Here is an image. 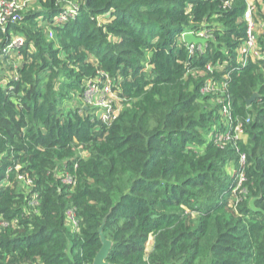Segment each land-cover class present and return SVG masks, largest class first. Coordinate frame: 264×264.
Masks as SVG:
<instances>
[{"label":"trees","instance_id":"1","mask_svg":"<svg viewBox=\"0 0 264 264\" xmlns=\"http://www.w3.org/2000/svg\"><path fill=\"white\" fill-rule=\"evenodd\" d=\"M249 1L259 57L243 64ZM262 2L30 0L18 10L0 28V264H91L100 227L107 264H264V215L249 207L264 209ZM69 6L76 13L55 21ZM187 30L209 36L189 51ZM15 33L23 45L3 52ZM98 78L114 95L107 119L82 100ZM227 99L233 124L249 122L221 147L208 135L227 130Z\"/></svg>","mask_w":264,"mask_h":264},{"label":"built area","instance_id":"2","mask_svg":"<svg viewBox=\"0 0 264 264\" xmlns=\"http://www.w3.org/2000/svg\"><path fill=\"white\" fill-rule=\"evenodd\" d=\"M30 0H0V28L4 30L5 26L9 22H13L16 18V15L18 14V10L23 9L27 3H29ZM74 6V5H73ZM73 6H69L67 10H62L59 14H57V18L55 21H59V23H62L67 16L69 15H74L76 13L75 9ZM253 5L251 2H248L247 9L244 12V18L248 22L247 30H246V39H245V44L244 46L239 50V57H238V62L245 63L248 55L254 56V57H259L258 52L256 51L255 48V23L252 19V12H253ZM19 15V14H18ZM193 33L195 36H204L206 39L208 38L209 34L206 31H199L195 32L194 30H187L182 33V36L184 33ZM48 36L53 37V32L48 31ZM10 44L8 46V50L10 48H13V50L24 43V37L23 35L20 34H13L11 35L10 38ZM201 44L199 45L200 48ZM189 51H192L194 48V43L188 44ZM209 68V67H208ZM98 81L100 79H96L95 82H92V80L87 81V87L84 91V96L82 98L83 103L85 106H92V107H97L98 109H102L101 113L98 114L100 118L102 119H107L110 117L111 114L115 113V110H112V100H113V94L110 89L109 85V79L106 80L105 84L98 88L96 85L98 84ZM91 86L97 88V90L92 91ZM212 89V86L210 84L209 79L205 82L202 90L203 91H210ZM96 91H100L103 94V99L107 100L108 103V108L102 107L99 102L94 98V93ZM231 107H230V100L227 99L226 102L222 104V109L221 113L226 117L227 121V130L224 132L220 133H215V134H209L208 137L211 138L214 143H216L219 146H224L229 140H234V139H240L244 138V128L243 124L249 122L248 118L244 120H237L233 124V119L231 116ZM98 112V111H97ZM233 124V127H232ZM238 156H239V162L241 163L238 166V169L235 170V178H237V183L238 187L241 186L242 180L245 179L244 174H243V165L245 164L246 160V155L245 153L239 151V149H236ZM20 179H24L27 184H30L31 180L24 178L23 176H19ZM63 181L66 183H73V176L69 173H66L63 177ZM242 191H244L242 189ZM67 217L70 220H74V214L71 209H69L67 212ZM1 224H6V222L0 221Z\"/></svg>","mask_w":264,"mask_h":264},{"label":"water","instance_id":"3","mask_svg":"<svg viewBox=\"0 0 264 264\" xmlns=\"http://www.w3.org/2000/svg\"><path fill=\"white\" fill-rule=\"evenodd\" d=\"M183 39L185 42H187L188 44L190 43H199V44H203L207 39L203 38V37H199V36H195L193 33H184L183 34ZM256 95V93H254L250 99L247 100V104L250 103V100ZM87 109V106H84ZM249 207L253 210V211H260L262 212V214L264 215V209L262 208H258L254 205L253 199H250L249 201ZM99 232V236H100V240H101V247L99 248V250L96 252L93 261L91 264H107L106 262V257L110 248V241L108 239H106L102 233V228L100 227L98 229Z\"/></svg>","mask_w":264,"mask_h":264},{"label":"rangeland","instance_id":"4","mask_svg":"<svg viewBox=\"0 0 264 264\" xmlns=\"http://www.w3.org/2000/svg\"><path fill=\"white\" fill-rule=\"evenodd\" d=\"M261 2V1H260ZM262 9H263V12H264V3L262 2ZM106 17V16H105ZM200 37H203V38H206V37H204V36H200ZM2 58V56L0 57V59ZM99 82V81H98ZM98 88H100V86L97 84L96 85ZM91 89H92V91H95V90H97V88H95L94 86L92 87L91 86ZM112 92V91H111ZM94 98L99 102V104L102 106V107H104V108H108V103H107V100L106 99H103V94L100 92V91H96L95 93H94ZM72 104H73V102H72ZM71 104V105H72ZM101 111H102V109L100 108V109H98V114H100L101 113ZM151 244H152V237L150 236L149 237V240H148V243H147V251L151 248Z\"/></svg>","mask_w":264,"mask_h":264},{"label":"bare ground","instance_id":"5","mask_svg":"<svg viewBox=\"0 0 264 264\" xmlns=\"http://www.w3.org/2000/svg\"><path fill=\"white\" fill-rule=\"evenodd\" d=\"M9 44H10V43H9ZM8 46H9V45H7V47H6L5 49H3V52H5V51L8 49ZM9 50H10V52H11V50H13V48H10Z\"/></svg>","mask_w":264,"mask_h":264}]
</instances>
